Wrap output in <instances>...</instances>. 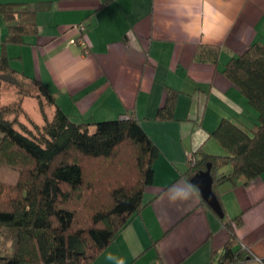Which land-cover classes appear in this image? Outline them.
Masks as SVG:
<instances>
[{
	"label": "crops",
	"instance_id": "1",
	"mask_svg": "<svg viewBox=\"0 0 264 264\" xmlns=\"http://www.w3.org/2000/svg\"><path fill=\"white\" fill-rule=\"evenodd\" d=\"M7 1L48 8L36 12L37 33L20 45H2L7 23L0 15V57L39 81L75 122L133 114L158 149L147 204L91 264L216 263L227 231L182 174L199 147L225 153L208 137L220 119L254 127L257 111L221 69L251 44H264V0H0ZM79 24L87 52L76 41ZM201 48L216 50V63L197 60ZM168 88L178 92L173 117L157 120ZM23 108L42 122L35 101ZM216 192L228 219L240 215L238 243L259 264L264 174L218 184Z\"/></svg>",
	"mask_w": 264,
	"mask_h": 264
},
{
	"label": "trees",
	"instance_id": "2",
	"mask_svg": "<svg viewBox=\"0 0 264 264\" xmlns=\"http://www.w3.org/2000/svg\"><path fill=\"white\" fill-rule=\"evenodd\" d=\"M46 8L40 2L32 8L0 2L7 23L2 45H20L25 36L36 34L35 14ZM196 59L216 63L217 52L201 48ZM221 74L245 96L257 117L251 131L220 119L208 137L225 153L199 147L187 159L182 176L188 182L210 164L217 199L218 184H248L264 174V44H251L232 57ZM177 93L166 89L157 120L173 117ZM25 100L35 101L41 123L26 113ZM157 156V147L133 114L75 122L39 81L13 69L1 55L0 264H91L147 204L144 191L153 181ZM220 221L227 240L213 264L251 260L235 234L240 215L228 219L223 212Z\"/></svg>",
	"mask_w": 264,
	"mask_h": 264
},
{
	"label": "water",
	"instance_id": "3",
	"mask_svg": "<svg viewBox=\"0 0 264 264\" xmlns=\"http://www.w3.org/2000/svg\"><path fill=\"white\" fill-rule=\"evenodd\" d=\"M189 183L197 188L201 200L211 209L220 219L223 211L219 201L212 191V177L210 174V164L207 163L205 170H199L189 180Z\"/></svg>",
	"mask_w": 264,
	"mask_h": 264
},
{
	"label": "built area",
	"instance_id": "4",
	"mask_svg": "<svg viewBox=\"0 0 264 264\" xmlns=\"http://www.w3.org/2000/svg\"><path fill=\"white\" fill-rule=\"evenodd\" d=\"M84 25L83 24H79L77 27H76V30L78 31L79 33V37H77L76 41L79 42L82 46L84 45V48L87 52V46H86V42H85V36H84ZM255 261L257 263H261V260L254 257ZM154 264H161L159 261H155Z\"/></svg>",
	"mask_w": 264,
	"mask_h": 264
},
{
	"label": "rangeland",
	"instance_id": "5",
	"mask_svg": "<svg viewBox=\"0 0 264 264\" xmlns=\"http://www.w3.org/2000/svg\"><path fill=\"white\" fill-rule=\"evenodd\" d=\"M25 105H26V109H27L28 113H31L30 115H33L35 117V115H34L35 111L32 112V110H31V108L33 109L34 103H32L31 101H27L25 103ZM243 264H253V263L251 261H249V262H246Z\"/></svg>",
	"mask_w": 264,
	"mask_h": 264
}]
</instances>
